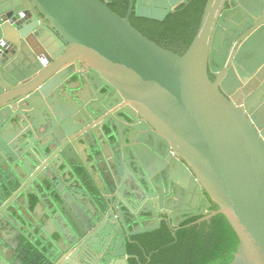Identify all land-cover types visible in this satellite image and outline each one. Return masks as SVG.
Wrapping results in <instances>:
<instances>
[{"label": "water", "instance_id": "water-1", "mask_svg": "<svg viewBox=\"0 0 264 264\" xmlns=\"http://www.w3.org/2000/svg\"><path fill=\"white\" fill-rule=\"evenodd\" d=\"M169 1L128 0L121 16L109 0H0V264H128L131 236L163 221L181 227L189 177L237 236L225 264H264V105L248 104L264 97V71L248 81L230 65L233 53L224 57L228 26L253 21L264 0L252 3L257 11L207 0L178 53L130 23L133 13L163 20L175 11ZM84 70L115 92L131 126L93 125L79 104L73 119L61 117L50 96L76 93L62 89ZM83 141L89 162L76 145Z\"/></svg>", "mask_w": 264, "mask_h": 264}, {"label": "flooded vegetation", "instance_id": "flooded-vegetation-1", "mask_svg": "<svg viewBox=\"0 0 264 264\" xmlns=\"http://www.w3.org/2000/svg\"><path fill=\"white\" fill-rule=\"evenodd\" d=\"M118 0H109L108 5L114 4L113 2ZM206 1L202 0H172V2L175 4V6H172V2L169 1V5L172 7H175V11H170L163 20L159 22H173V21H180L183 24L181 25L184 29L182 36H174L173 33L175 32L173 30V26H168L167 36L163 38L162 40H158L159 44L162 46H165L169 49L174 50L175 52H181L183 49H185V38H187L190 33L196 28V31L198 29L201 15L203 12V9L205 7ZM242 2L249 7V9H252L253 11H257L256 7L252 5V3H257V0H242ZM240 4L237 0V4ZM234 2L229 4L226 2V5L224 6L225 9H230L233 6H236ZM257 5V4H256ZM249 9L245 10L246 15L249 14ZM199 12V15L197 13ZM248 13V14H247ZM140 19H146V20H153V19H147V18H141ZM239 19V18H238ZM157 21V20H154ZM241 22L248 23V26L244 27ZM257 22H259L257 24ZM257 24V25H256ZM244 27V28H243ZM254 28L252 31L251 29ZM147 32H149L151 35L155 33L156 31H153V29L147 28ZM194 32V35L196 33ZM228 35L226 39L228 40L227 51L224 55L225 59H227L230 55L233 53L232 61L230 65L235 66V71L237 72V67L239 70L245 71V75L248 78V81H251L253 78L258 80L259 73L261 74L264 71V6H262L261 11L259 14H257L256 17H253V21L247 20L245 17L244 20L239 21L236 24H231L228 26ZM159 34H157L158 36ZM192 36V38L194 37ZM156 37V36H154ZM192 40V39H191ZM250 41V44L247 46L246 42ZM234 49V50H233ZM240 53V57L243 58V62L249 63L250 66L246 67L245 65L241 64V58H236V54ZM237 59L238 62L234 63V60ZM224 65V63H223ZM222 65V66H223ZM74 69V67H73ZM76 71H82L79 66L76 67ZM84 76H80L76 74L75 72H72L71 78L67 77V79H70L65 87L62 89L69 91H74L76 93L69 94L67 93L66 96H61V98H58V96L52 95L51 100L53 101L54 105L61 104L63 106V111H61V117L63 118L65 116V119L68 118H74L72 116V111H74V108L79 105H83L86 110V115L88 117V120L91 119V122L93 125L96 124H104L114 122L116 119L118 124L121 123L126 124L128 126H131L133 124L132 119L129 117V112L123 108L121 103L117 100L115 97V92L110 91L109 88H107L104 84L98 86V83L94 80L93 76L89 74V70H84ZM209 76L212 80L215 79V76L209 72ZM247 80V79H246ZM260 81V80H258ZM93 83V86L91 85ZM260 84L263 85V92H264V82H260ZM254 87V86H253ZM258 88V87H257ZM256 85L253 90H247L246 94H244V97L247 100H250L249 96L258 95ZM59 100H63L64 102L61 103ZM251 107L257 106L258 104H261V106L264 105V97L260 101H257L255 99L254 103H248ZM65 110V111H64ZM254 110V109H253ZM67 111V112H66ZM117 114V115H116ZM86 117V118H87ZM122 118L124 120H122ZM263 118V116L260 117V119ZM71 119V120H72ZM259 119V120H260ZM68 120L67 125L69 127H73L75 129L76 123L74 120ZM262 121V120H261ZM263 122V121H262ZM86 124L88 122L86 121ZM105 126V125H104ZM86 130H88V126H85ZM150 141H147L146 144L148 145ZM160 144V143H158ZM77 147H79L81 154L83 155V158L86 159L87 154V148L85 147V141L77 143ZM160 148V146H159ZM86 153V154H85ZM72 158L76 160H81L79 156L76 154H71ZM88 161V159H87ZM89 162V161H88ZM186 183L188 185L187 191L185 192V201L182 202L181 205L184 206L185 212L187 214H184L183 217L187 216L185 220L179 223L181 225L182 223L186 222L189 225H201V224H208L210 223L211 218L214 215H211L214 210L217 209L216 204L211 200L207 192L202 188L199 187L198 189V183L191 177H189L186 180ZM61 185V183H59ZM166 201H169L168 199ZM181 202V201H178ZM210 203V207L208 209H205L202 214H195L197 211H201L206 207V203ZM198 204V205H197ZM193 206H196L193 208ZM109 211H107V214ZM207 216H210L207 218ZM181 216H175L173 219V222H177L178 219H180ZM147 221H144L143 223H146ZM161 225H166L169 228L172 229V233H174V228L178 225H174L171 222H160ZM159 226V227H160ZM146 232V231H145ZM144 232L138 233L142 234ZM135 234V235H138ZM131 236L130 240L131 243L125 242V251L127 255V263L130 264L131 260L133 259L136 261V263L139 260V253L136 251V249L140 248L138 241L136 240V236ZM109 244V243H108ZM6 246V244H4ZM119 245V244H117ZM121 247L117 246L116 248H112L109 250L104 249L103 252L100 254V256H104V253L108 254L109 252H117L120 251ZM131 250V251H130ZM89 251L92 253H96V251L92 248H89ZM104 258V257H103ZM97 264H102L98 263Z\"/></svg>", "mask_w": 264, "mask_h": 264}, {"label": "trees", "instance_id": "trees-1", "mask_svg": "<svg viewBox=\"0 0 264 264\" xmlns=\"http://www.w3.org/2000/svg\"><path fill=\"white\" fill-rule=\"evenodd\" d=\"M113 3L109 7L124 16L128 8V0H118ZM130 23L157 43L167 36L168 26H173L174 36L181 37L184 31L181 26L183 23L180 21L162 23L140 19L134 13L130 16ZM147 28L158 31L151 35L147 32ZM195 31L196 28L185 38V49ZM135 236L140 245V248L136 249L140 257L137 263L132 259L130 264H225L232 259L238 245L234 230L221 213L215 214L208 224L189 225L184 222L174 234L171 228L161 225L157 229Z\"/></svg>", "mask_w": 264, "mask_h": 264}, {"label": "crops", "instance_id": "crops-1", "mask_svg": "<svg viewBox=\"0 0 264 264\" xmlns=\"http://www.w3.org/2000/svg\"><path fill=\"white\" fill-rule=\"evenodd\" d=\"M69 90V89H68ZM61 103H63L64 101L63 100H59ZM5 128H6V131L8 134H13L14 132V127L11 125V124H8L6 123L5 124ZM86 159H88V157L86 156ZM89 160V159H88ZM46 207L44 205H41L37 208V211L39 212V214H43L44 211H45ZM47 227L48 229H50L51 231L53 230V228L55 227L54 223L52 222L51 219L48 220V223H47ZM3 234H6L8 236V239L10 241L13 240L15 234L11 235V232L12 230H9V228H6V227H3L2 230ZM96 240V239H95Z\"/></svg>", "mask_w": 264, "mask_h": 264}]
</instances>
